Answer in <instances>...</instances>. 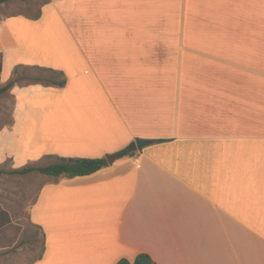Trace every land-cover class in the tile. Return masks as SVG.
Segmentation results:
<instances>
[{"label":"crops","instance_id":"1","mask_svg":"<svg viewBox=\"0 0 264 264\" xmlns=\"http://www.w3.org/2000/svg\"><path fill=\"white\" fill-rule=\"evenodd\" d=\"M1 23L4 79L20 64L67 76L11 87L14 168L150 140L41 183L31 264H264V0H51Z\"/></svg>","mask_w":264,"mask_h":264},{"label":"rangeland","instance_id":"2","mask_svg":"<svg viewBox=\"0 0 264 264\" xmlns=\"http://www.w3.org/2000/svg\"><path fill=\"white\" fill-rule=\"evenodd\" d=\"M43 1L7 0L0 3V87L8 82L10 77H4L9 76L12 71V61L7 57L3 75L4 58L1 51L4 45L13 41L10 30L1 22L13 15H33ZM23 71H26L28 78L21 79L18 83L20 85L35 82L30 77L40 73V70L22 65L19 76H23ZM16 100L11 89L0 92V264H30L40 254L43 241L41 229L29 218V210L47 176L38 171L28 174L11 173L15 162L8 153V140L2 137L14 121ZM18 159L19 157L16 165L23 166L24 164L18 165ZM49 161V158H44L38 164Z\"/></svg>","mask_w":264,"mask_h":264},{"label":"trees","instance_id":"3","mask_svg":"<svg viewBox=\"0 0 264 264\" xmlns=\"http://www.w3.org/2000/svg\"><path fill=\"white\" fill-rule=\"evenodd\" d=\"M7 0H0V3L5 2ZM51 0H44L40 5L39 9L33 15H28L27 17L32 19H37L41 16L42 7L46 3ZM20 66L22 64L17 65L14 70L12 77L8 80V82L0 87V92L7 91L11 89L13 85L17 82L21 81L23 78H28L26 75V71H23V76H19L20 74ZM27 68H31L30 66H26ZM34 69L40 70V73L32 75L30 78L36 82H41L47 85H54L63 87L67 83V76L64 71L59 69H54L51 67H41V66H33ZM1 71V69H0ZM138 147L136 145V141H132L130 144L125 146L124 148L116 151L114 155L116 158H122L125 156L133 155L137 151ZM45 158H49L50 161L46 164H36L29 163L19 168H13L11 173H19V174H28L33 171H38L42 174H45L48 179L53 181H59L61 178H72L81 175H87L94 173L101 168L107 167L112 164L109 162L106 157H79V156H61L56 154L46 155ZM43 235L42 241V249L40 254L31 262L33 263L37 259H40L45 250V232L40 227ZM30 263V264H31ZM117 264H158L148 253L141 252L137 254L133 261H130L127 258H122L117 262Z\"/></svg>","mask_w":264,"mask_h":264},{"label":"water","instance_id":"4","mask_svg":"<svg viewBox=\"0 0 264 264\" xmlns=\"http://www.w3.org/2000/svg\"><path fill=\"white\" fill-rule=\"evenodd\" d=\"M149 143H150V140H148V139L139 138V139L136 140V145H137L138 148H142L143 146H145V145H147ZM106 158H107V160L109 162H112L115 159V155L114 154H110Z\"/></svg>","mask_w":264,"mask_h":264}]
</instances>
